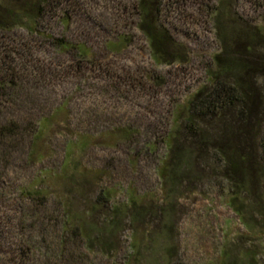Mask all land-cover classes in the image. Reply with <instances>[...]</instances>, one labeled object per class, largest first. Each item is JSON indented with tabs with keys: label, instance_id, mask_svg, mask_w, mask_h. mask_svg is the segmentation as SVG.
Segmentation results:
<instances>
[{
	"label": "rangeland",
	"instance_id": "obj_1",
	"mask_svg": "<svg viewBox=\"0 0 264 264\" xmlns=\"http://www.w3.org/2000/svg\"><path fill=\"white\" fill-rule=\"evenodd\" d=\"M220 2L155 0L156 18L181 54L166 64L139 28V0H48L38 33H0V63L14 58L31 76L21 81L30 98L6 115L23 119L21 130H43L35 140L29 130L0 145V264H264V231L244 227L207 153L195 155L176 187L162 177L178 110L212 87ZM225 15L241 33L261 30L254 61L264 64V0H229ZM249 77L264 106V76ZM219 127L211 122L208 130ZM28 187L46 199H28ZM256 187L264 191V180ZM113 206L120 209L111 217ZM115 219L106 251L85 232L93 236Z\"/></svg>",
	"mask_w": 264,
	"mask_h": 264
},
{
	"label": "trees",
	"instance_id": "obj_2",
	"mask_svg": "<svg viewBox=\"0 0 264 264\" xmlns=\"http://www.w3.org/2000/svg\"><path fill=\"white\" fill-rule=\"evenodd\" d=\"M228 1L221 0L218 10L215 11L221 51L213 59L215 66L210 73L212 87L200 89L186 108L178 110V119L185 123L184 126L180 125L177 119V127L165 139L169 154L167 161L161 166L162 177L169 181L170 186L176 187L181 178L188 176L195 155L207 153L211 160L218 163L214 167L219 169L221 177L228 185V203L244 227L250 231L260 227L264 231V191L256 187L264 180V106L254 100L249 77L256 73L264 76V64L259 66L254 61L261 30L254 29L248 34L239 32L225 15ZM154 2L155 0H139V28L146 35L156 60L165 64L180 60L181 54L173 52L176 47L174 39L156 18L157 8ZM47 3L48 0H17L14 5H6L0 1V33L5 35L17 27H22L31 34L38 33L39 22ZM48 39L61 49L71 48L69 42L63 38L49 36ZM77 48L79 55L88 56L89 51L84 47ZM19 57L23 66H29L30 62H24L25 57ZM13 61L14 58L9 57L7 63H0V145L7 146L12 145L16 136H23L29 130L26 134L33 140L43 132L40 124L33 128L25 125V130H21V122L24 120L15 114L6 115L5 110L8 107L30 98L28 89L21 84L24 76L28 79L31 77L30 72L23 74L12 64ZM33 68L35 69L34 65ZM211 122L220 126L215 134L208 130ZM28 123L32 124L30 120ZM183 132H187L185 138L190 141L187 145L182 139ZM27 153V157L34 154L30 146ZM22 191L28 199L40 202L47 195L37 187L24 188ZM105 195L107 197L109 193ZM134 203L132 200L133 205ZM119 209L118 206L111 207V217ZM107 226L108 228H93V236L90 232L92 228L85 232L89 233V239L98 241L106 251L109 250V243H113L109 237L117 230L119 221L111 220ZM105 234H109V239L104 237ZM230 264H235V261Z\"/></svg>",
	"mask_w": 264,
	"mask_h": 264
}]
</instances>
